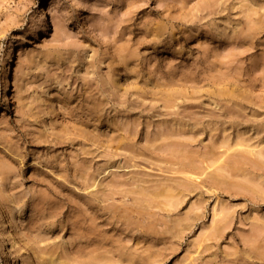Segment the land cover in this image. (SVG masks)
Wrapping results in <instances>:
<instances>
[{
  "label": "rangeland",
  "instance_id": "374dc122",
  "mask_svg": "<svg viewBox=\"0 0 264 264\" xmlns=\"http://www.w3.org/2000/svg\"><path fill=\"white\" fill-rule=\"evenodd\" d=\"M11 43L0 264H264V0H0Z\"/></svg>",
  "mask_w": 264,
  "mask_h": 264
},
{
  "label": "bare ground",
  "instance_id": "6f19581e",
  "mask_svg": "<svg viewBox=\"0 0 264 264\" xmlns=\"http://www.w3.org/2000/svg\"><path fill=\"white\" fill-rule=\"evenodd\" d=\"M48 24V22H46V25ZM45 25V26H46ZM46 29V27H43L41 30L42 31H44ZM23 36L24 35H20V37H18V38H21V39H23ZM15 52V43H11L6 49H5V52H4V56H5V62H4V67H3V71H2V75H1V82H4V86H6V83H5V81H6V76L8 75V72H9V70H10V61H11V57H12V55H13V53ZM4 137V136H3ZM5 139V138H4ZM3 138H2V136H1V134H0V147H3V148H6L7 147V145H6V141L4 140ZM8 143V142H7ZM233 145H235V146H243L242 145V142H239V140H237V142L235 141V143L233 144ZM235 146H233V149H235ZM231 148V147H230ZM237 148H239V147H236V149ZM250 150V149H249ZM3 154V153H2ZM220 155V154H219ZM213 156V155H212ZM217 158H213V159H210L211 157H209V160H208V158L206 159H204V163H205V161L207 160V161H209V162H207V164H209V165H204V166H207V167H209V166H211L213 163L212 162H214L215 163V161L217 160V159H219V156H217V155H215ZM2 158V157H1ZM211 160V161H210ZM220 160V159H219ZM222 161V160H221ZM217 162V161H216ZM210 163H212V164H210ZM7 164H8V162L6 163L5 161H3L2 159H0V168H6V169H8L6 166H7ZM206 164V163H205ZM217 164V163H216ZM216 164H214L215 166H216ZM201 165H203V164H201ZM5 166V167H4ZM10 165H8V167H9ZM203 166V167H204ZM196 167V166H195ZM201 167V166H200ZM202 167V168H203ZM10 169H11V167H9ZM194 168V167H193ZM199 168V167H198ZM198 168H194L193 170H192V167H191V169H189V170H192L193 172H189V173H191L192 174V176H193V178L195 179V178H197L198 177V175H199V173L200 172H202L203 170H198ZM204 169V168H203ZM1 170V169H0ZM9 170V169H8ZM209 170V169H208ZM212 170H210V172H211ZM206 172V171H205ZM205 172H203L204 174H205ZM209 172V171H208ZM185 173V172H184ZM202 173V174H203ZM186 175H187V173H185ZM203 174V175H204ZM184 175V174H183ZM206 175V174H205ZM201 176V175H200ZM184 177V176H183ZM95 178V180H96V177H94ZM189 180H193V179H189ZM199 181V180H198ZM89 185H94V182H91ZM75 188H76V186H75ZM80 189V188H79ZM85 191V190H84ZM83 192V191H82ZM83 194H85V193H83Z\"/></svg>",
  "mask_w": 264,
  "mask_h": 264
}]
</instances>
